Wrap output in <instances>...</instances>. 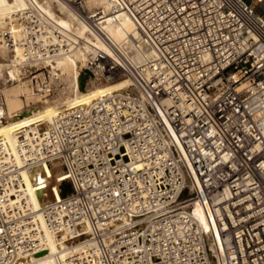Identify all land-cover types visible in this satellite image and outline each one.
Returning a JSON list of instances; mask_svg holds the SVG:
<instances>
[{
    "label": "built area",
    "instance_id": "obj_1",
    "mask_svg": "<svg viewBox=\"0 0 264 264\" xmlns=\"http://www.w3.org/2000/svg\"><path fill=\"white\" fill-rule=\"evenodd\" d=\"M263 5L112 0L106 15L66 1L87 29L77 36L26 0L3 41L32 63L34 96L53 94L49 64L79 52L86 83L129 85L18 137L15 154L0 141V264L45 249L44 230L81 245L50 264H264ZM119 14L150 49L141 63L104 29ZM45 165L64 176L37 210L23 174Z\"/></svg>",
    "mask_w": 264,
    "mask_h": 264
},
{
    "label": "bare ground",
    "instance_id": "obj_2",
    "mask_svg": "<svg viewBox=\"0 0 264 264\" xmlns=\"http://www.w3.org/2000/svg\"><path fill=\"white\" fill-rule=\"evenodd\" d=\"M39 2L49 14H57L58 19L57 22L59 25L66 30L74 33L77 36H84L85 32L87 31L86 27L80 23L75 15L67 8L66 1L72 0H36ZM86 3V7L88 10L93 9H102L104 13L107 15L111 11L112 7V0H90L95 6L90 7L89 2L84 0ZM90 2V3H91ZM26 5V0H0V23L4 25H12L9 28L4 27L1 24L0 31L11 29L13 33H17V24L13 19V16L16 12L21 11ZM92 6V5H91ZM56 15V16H57ZM2 21V22H1ZM125 25V26H124ZM3 26V27H2ZM127 26V27H126ZM129 27V28H128ZM104 29L108 34L109 39L115 45L123 46L126 51L131 54L134 62L141 63L144 59L148 58L151 55L150 49L148 46L141 40L140 33L136 30L134 24L131 20L122 14L117 15L114 20L106 21L104 25ZM2 33V32H1ZM0 36V61L1 59L7 61L12 60L13 63H17L22 60L27 61L23 58L21 54L20 47L17 45L16 48L10 49L5 45L3 41V34ZM104 51H107V47L104 45H98ZM3 60V61H4ZM2 62V61H1ZM28 62V61H27ZM85 62V55L81 52L74 54L73 56H62L56 59L54 62L49 64L48 66L51 69V73L54 76L70 74L71 79L68 83V93H69V100L67 106H63L56 110H51L47 115H39L37 118L32 116L31 118L35 120L31 127L30 121L25 122L24 116L30 115L32 112V108L23 115H19V113H13L10 116H6L2 110L0 105V141H2L6 146L7 143L5 142L4 132L7 130L9 133L15 136L13 139H17L23 135H28L30 132L37 130L41 123L48 127L55 118L60 116V114L64 113L67 110L74 109L76 107L82 105H88L95 99L111 94L113 92L120 91L125 89L129 82L127 80H116V81H96L90 80L88 83H84V87H82L81 82L82 78L78 75V69L84 65ZM31 63V62H28ZM24 64V63H22ZM1 67V66H0ZM17 70L11 71L10 75L13 74ZM66 81V80H65ZM67 83V82H66ZM53 91H54V85ZM31 92V90H30ZM22 113V112H21ZM26 123H29L25 125ZM25 125V126H23ZM23 126V127H22ZM30 129V131H29ZM18 130L17 133H13V131ZM40 130V129H38ZM15 144V140H14ZM8 148V146H7ZM12 152L15 154L16 150L11 149ZM33 173V175H32ZM26 176L24 177L25 186L31 191V188L34 186V179H40L38 189V193L32 194V200L36 203L37 207L34 206L35 209L39 210L44 203L52 201L54 199V194L51 190L53 189L56 198H60L58 194V190L56 188V178L59 176H64L61 173V169H56L52 171L48 165L43 166L40 169H35L30 173H24ZM65 180V177L62 178ZM70 188V186H69ZM24 190V189H23ZM63 193L67 190L66 187L63 189ZM72 192L71 188L67 194ZM24 193H26L24 191ZM45 195V198L42 200L38 199L37 195L42 198V195ZM66 194V195H67ZM44 237H45V244L46 248L40 250L35 253L33 257L27 260H21L17 264H50L51 259L53 256H63L65 255L66 251L76 252L80 249V244L76 245H58L57 242L52 239L51 235L48 234L46 230H44Z\"/></svg>",
    "mask_w": 264,
    "mask_h": 264
},
{
    "label": "rangeland",
    "instance_id": "obj_3",
    "mask_svg": "<svg viewBox=\"0 0 264 264\" xmlns=\"http://www.w3.org/2000/svg\"><path fill=\"white\" fill-rule=\"evenodd\" d=\"M87 1L89 2L90 7L95 6L90 0H87ZM256 9L258 13H262L264 9V5L261 7H257ZM1 24L2 23H0V26ZM5 26L9 28L12 25L10 26L4 25V27ZM4 31H7V30L5 29ZM4 31L3 29L0 31V36H2L1 34H3ZM3 60L1 59L2 62L0 61V66H1L0 67V105L6 116H10L14 112L19 113V115H23L24 113H27L32 108V112L30 113V115L24 116V121L25 122L30 121V125L28 127H31L33 129L34 126L32 125L33 123H35V120L31 118L32 116H35V118H37L41 114L47 115L49 114V112H51V110H56L63 106H67V103L69 100V93H68L67 86L71 79L70 74L58 75L56 76V78L53 75L54 76L53 94L49 97L39 99L38 97L34 96L30 92L31 83L29 80L31 76L24 75V70L29 69L28 66L31 67L32 63H28L27 61L22 60V63L24 64H22L20 61H17V63L14 64L12 60H7V61L5 60L3 61ZM14 70H17V71L13 74V76L10 75V72ZM83 82H85L84 79L82 80V87H84ZM27 124L29 123H26L25 125ZM42 128H45V125L41 123V126L38 129H42ZM17 132L18 130L13 131V133H17ZM4 136H5V142L7 143L9 151L12 148L15 149L17 145V139H13L15 138V136L13 134L11 135L9 131L7 130V128H6V131L4 132ZM14 140H15V144H14ZM25 176L26 174H23V178ZM24 191L26 193L27 192L30 193V195L32 196L30 190L26 186L24 188ZM33 206L37 207L34 201H33Z\"/></svg>",
    "mask_w": 264,
    "mask_h": 264
},
{
    "label": "water",
    "instance_id": "obj_4",
    "mask_svg": "<svg viewBox=\"0 0 264 264\" xmlns=\"http://www.w3.org/2000/svg\"><path fill=\"white\" fill-rule=\"evenodd\" d=\"M81 85H82V82H81ZM32 175H33V173H32ZM38 180L40 181V179H38ZM64 187H66L67 190L63 193V196H65L67 194V192L70 191V188L68 185L64 184Z\"/></svg>",
    "mask_w": 264,
    "mask_h": 264
}]
</instances>
